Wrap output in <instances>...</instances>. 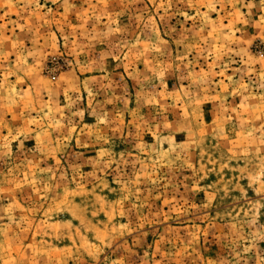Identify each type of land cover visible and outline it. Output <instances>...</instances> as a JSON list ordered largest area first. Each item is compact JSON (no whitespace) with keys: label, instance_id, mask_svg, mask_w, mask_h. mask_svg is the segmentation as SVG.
I'll use <instances>...</instances> for the list:
<instances>
[{"label":"rangeland","instance_id":"obj_1","mask_svg":"<svg viewBox=\"0 0 264 264\" xmlns=\"http://www.w3.org/2000/svg\"><path fill=\"white\" fill-rule=\"evenodd\" d=\"M0 264H264V0H0Z\"/></svg>","mask_w":264,"mask_h":264}]
</instances>
